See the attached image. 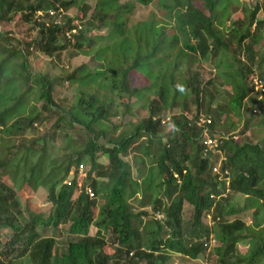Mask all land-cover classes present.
I'll return each instance as SVG.
<instances>
[{
  "label": "trees",
  "instance_id": "16d2710c",
  "mask_svg": "<svg viewBox=\"0 0 264 264\" xmlns=\"http://www.w3.org/2000/svg\"><path fill=\"white\" fill-rule=\"evenodd\" d=\"M132 1L0 0V21L18 14L35 30L28 41L0 31V264H169L172 255L264 264V140L242 139L264 116L252 124L255 109L235 134L226 116L241 118L254 63L264 86V0ZM151 2L165 11L184 3L170 35L139 19L134 44L108 39L126 35L134 4ZM178 32L188 33L179 46ZM34 53L50 67L29 71ZM76 56L88 60L51 70ZM55 83L76 86L74 95L58 102ZM118 114L130 119L119 130ZM43 121L46 132L25 137ZM23 184L44 187L46 218L26 207L23 219ZM248 210L247 224L239 214ZM38 225L51 235L38 236Z\"/></svg>",
  "mask_w": 264,
  "mask_h": 264
},
{
  "label": "rangeland",
  "instance_id": "374dc122",
  "mask_svg": "<svg viewBox=\"0 0 264 264\" xmlns=\"http://www.w3.org/2000/svg\"><path fill=\"white\" fill-rule=\"evenodd\" d=\"M84 2H89L92 3L93 0H82ZM120 2H133L132 0H119ZM183 1V0H181ZM239 2H241V4L243 3H247L249 4L250 2H253V0H239ZM249 2V3H248ZM251 4V3H250ZM183 5L184 3H179V4H175V5H171L170 8L165 11L162 10V8L158 5V2H151L147 5L141 6L138 4H134V8L131 10V12L129 13L128 17H127V22H126V28H128V32H126V35L124 37L122 36H111L108 39L109 40H121L124 41L126 39H128L129 44H134V40L136 39L137 35H142L141 33H139V31L137 30L136 27V23L139 22L140 20H145L146 22L149 23V25H160L159 27L163 26V28L165 29L166 32H163L162 34H165L166 37L168 35L171 34V24H170V20H173L176 17V14H179L180 11H183ZM223 9H227L226 6H224ZM162 10V12L160 11ZM239 10L241 11V9L239 8ZM165 11V13H164ZM240 11H237L235 13V15H239ZM68 14H72L73 13V9H70L67 11ZM166 13L168 15V17H166V19L168 20H164L163 18H165ZM113 14V13H112ZM114 15V14H113ZM259 15V14H258ZM260 16V15H259ZM148 18V19H147ZM0 31H10L12 32L15 36L20 37V39H22L23 41H28L31 38L34 37L35 35V30L30 29L29 28V24H25L21 21V19L19 18L18 14H15L11 17V19L6 20V21H0ZM105 34V33H104ZM261 34L264 35V29L261 31ZM136 35V36H135ZM178 46L182 44L183 39L185 37L188 38V33H181L178 32ZM261 52H263V49H261ZM173 52H169V54H172ZM189 54V53H188ZM221 57V55L219 56ZM219 57H217L219 59ZM88 60V58L86 57H82V56H76L75 58H72L71 60L69 59V61H65L62 60L60 62L58 61H54V66L51 68V70L55 73H58L61 68H66L69 66V69H72L73 67L77 66L78 64L84 63ZM166 62L169 61V58L165 59ZM19 58H15L11 60L12 65L14 64V62H18ZM49 58H47L45 55H42L40 53H34L32 55L29 56L28 60H27V68L29 71H34V72H39V71H44L46 69H48L50 66L47 65L49 62ZM201 66L206 70V72L208 73V71H210L211 73H214V67L212 66V64L210 62H200ZM173 66V64H172ZM252 74H254L250 80L249 77H247L246 79H248L250 81V83H253L254 80H256V72L257 70H255V68L257 69V65L256 63H254V65L252 66ZM186 68L185 65L180 64L179 69H184ZM261 70H263L262 72V76L264 75V65L262 67H260ZM170 71L171 73L174 75L177 73V71H174V68L170 67ZM137 78V77H136ZM141 82H145L143 80H140ZM256 87H255V86ZM253 85V89L252 91L249 93V95L247 96V98L244 101V107L243 110H239L238 112L241 113V118L239 116V114H227V119L232 121V123L234 124V130H231L232 133L235 134V131L238 129H241V126L246 118H248L249 116H251V110L250 109H256V113L257 115H254L251 119V123L252 124H256L257 122H259L262 117L264 116V94H258L256 95L255 90L258 89L257 92H264V87H261L260 85H258L256 82ZM75 89L76 86H62L59 83H55L53 90H54V94H55V99L59 102L62 101V95H64L66 98H71L74 93H75ZM226 89L228 90V87H226ZM64 91V92H61ZM63 93V94H62ZM130 107H135L136 104L139 103L138 100H134L131 99L130 102H128ZM38 105V103H36ZM246 108H248V110H246ZM250 110V111H249ZM174 112L177 111L176 109L173 110ZM255 112L253 114H256ZM131 116V114H130ZM121 115H116L113 116L112 121L113 124L117 125V130H119L120 128L123 127V125L128 121V119L125 117V115L122 117ZM130 120V119H129ZM49 126L47 125V123H44V121L41 124H36L35 123V127L32 129H29L26 131L25 137L27 138H34L35 136H39L41 134H43L44 132H46L48 130ZM167 128L164 129V131H166ZM243 140H254V141H258L262 142L264 140V127L258 128L257 125L256 126H250L249 128H245L244 133L242 134ZM14 140L11 139L8 142V145L13 144ZM264 145V142H263ZM52 146V153H54L55 155H57L60 151H57L59 148V142H53ZM152 148H154L155 144L151 145ZM264 150V147H263ZM131 153H133V151H131ZM53 155V154H52ZM59 160V158L57 159ZM99 162L101 163H105L106 162V158L104 156H102L99 159ZM68 173L71 174V171H69ZM17 197L21 203V209L22 211V216L24 220H28L30 217L27 214V211H25V208L27 207L28 211L41 216L42 218L47 217V214L49 212V207L51 206L50 202L47 200L46 198V190L44 189L43 186L38 185L35 189L30 188L27 184H23L19 190H17ZM187 212V210H186ZM224 213H227V208L225 210H223ZM251 211H245L243 213H240L239 217H241L245 223H249L251 221ZM183 213H185V211L183 210ZM234 215H228L226 218L227 219H232L234 218ZM35 231L37 232L38 236H49L51 235V229L49 228H45V227H40L39 225L35 228ZM4 233H6V235H8V231L5 230ZM246 240H240L237 243V249L236 252L239 254H242L245 249H246ZM211 244H215L214 242ZM213 255L212 254V258L210 260V253L207 256L206 261L209 262L211 261L212 263L213 261ZM25 258H23L24 260ZM160 264V263H159ZM169 264H207L205 262V260H202L201 258L198 259H188L185 257H182L180 255H172Z\"/></svg>",
  "mask_w": 264,
  "mask_h": 264
},
{
  "label": "clouds",
  "instance_id": "9594fccd",
  "mask_svg": "<svg viewBox=\"0 0 264 264\" xmlns=\"http://www.w3.org/2000/svg\"><path fill=\"white\" fill-rule=\"evenodd\" d=\"M256 79L259 80L258 78H256ZM259 81H260V84H261L260 86H261V87H264L263 84H262L263 82H261V80H259ZM249 86L251 87V91H252V89H253V83H250ZM177 87L179 88L180 91H182V92L184 91L183 86L177 85ZM251 91H250V92H251ZM257 91H258V89L255 90L256 95H258V94H263V93H264V92L261 93V92H257ZM251 111L254 112L255 110H254V109H251ZM169 127L172 128L173 131L176 130L175 125L170 124ZM202 143H203V141H202ZM203 145H204V144H203ZM204 146H205V145H204ZM205 147H206V146H205ZM206 148H207V147H206ZM209 148H210V147H209ZM79 164L82 165V168H81L80 171H79V169H78V165H79ZM79 164L77 165V172L79 173V177H82V176L85 175V170H84L83 164H82V163H79ZM69 171H71V173H72V170H71V169H70Z\"/></svg>",
  "mask_w": 264,
  "mask_h": 264
},
{
  "label": "built area",
  "instance_id": "2783aa9c",
  "mask_svg": "<svg viewBox=\"0 0 264 264\" xmlns=\"http://www.w3.org/2000/svg\"><path fill=\"white\" fill-rule=\"evenodd\" d=\"M255 82H256L258 85H261V84H260V81L257 80V79L254 80L253 85H254ZM254 86H255V85H254ZM255 87H256V86H255ZM206 120H207V119H206ZM200 121H201V118H199V120L197 121V123L200 122ZM203 144H204L206 147H208V148L211 147V146L213 145L212 140H211L210 138H205V139L203 140ZM81 168H82V165L79 164V165H78V169H79V171L81 170ZM84 191H85V193H87L89 196L92 195V192H91L90 188L85 187Z\"/></svg>",
  "mask_w": 264,
  "mask_h": 264
}]
</instances>
